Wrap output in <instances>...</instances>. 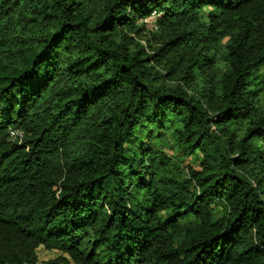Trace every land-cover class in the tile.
I'll list each match as a JSON object with an SVG mask.
<instances>
[{
  "label": "trees",
  "instance_id": "trees-1",
  "mask_svg": "<svg viewBox=\"0 0 264 264\" xmlns=\"http://www.w3.org/2000/svg\"><path fill=\"white\" fill-rule=\"evenodd\" d=\"M69 261L264 264V0H0V264Z\"/></svg>",
  "mask_w": 264,
  "mask_h": 264
},
{
  "label": "rangeland",
  "instance_id": "rangeland-1",
  "mask_svg": "<svg viewBox=\"0 0 264 264\" xmlns=\"http://www.w3.org/2000/svg\"><path fill=\"white\" fill-rule=\"evenodd\" d=\"M158 17V13L153 11L150 15H147L145 17L142 18V21L146 22V27L148 30L150 31H155L157 30V23H156V19ZM172 129L171 124H167L165 129L163 131H158L156 132L151 138H146L144 141L149 145L152 144L154 146H163L165 148V150L168 151L167 149V143L166 140L168 138H170V130ZM170 152V151H168ZM182 157H178V160H182ZM189 158H184L182 160L183 164H187L188 163ZM36 255H37V259L38 262L41 263L42 261L48 260V259H54L59 255H62V252L58 251V250H47L44 247L40 246L38 247L37 251H36ZM61 264H76L72 261H69L68 263H61Z\"/></svg>",
  "mask_w": 264,
  "mask_h": 264
},
{
  "label": "built area",
  "instance_id": "built-area-1",
  "mask_svg": "<svg viewBox=\"0 0 264 264\" xmlns=\"http://www.w3.org/2000/svg\"><path fill=\"white\" fill-rule=\"evenodd\" d=\"M9 136L11 137V139H15V138H21L22 137V131L19 129H9Z\"/></svg>",
  "mask_w": 264,
  "mask_h": 264
}]
</instances>
